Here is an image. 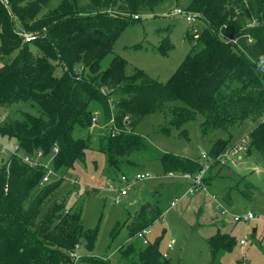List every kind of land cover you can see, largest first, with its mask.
Listing matches in <instances>:
<instances>
[{
    "label": "trees",
    "instance_id": "1",
    "mask_svg": "<svg viewBox=\"0 0 264 264\" xmlns=\"http://www.w3.org/2000/svg\"><path fill=\"white\" fill-rule=\"evenodd\" d=\"M7 1L5 7L0 0V61L14 52L15 56L0 66V109L29 102L36 112L0 125V136L13 139L19 154L40 152L55 171L68 174L90 150L88 130L95 116L96 151L105 157L109 181L140 172L151 161L159 163V173L153 174L157 177L197 173L200 156L159 151L136 133L144 116L160 113L167 136L176 131L180 136L196 115L203 117V136L222 131L230 137L244 121L257 120L248 139L264 158V74L259 71L264 56V0H190L186 10L199 13L207 25L192 35L193 48L165 84L137 68L128 73V62L117 55L105 69L101 64L123 29L140 20L133 16L152 13L163 0H88L85 5L60 0L53 8L55 0ZM13 18L24 32L44 30V34L24 43ZM252 20L258 24L246 29ZM232 34L239 38V47L227 42ZM246 35L252 43H247ZM57 61L63 66L60 76L53 64ZM78 63L88 72L77 74ZM228 143L229 139H217L208 155L225 151ZM5 165L0 168V264H73L71 254L81 240L89 253L76 264H172L160 250L161 237L149 238L143 245L135 235L151 228L188 183L154 180L168 183L153 188L152 201L124 223L128 242L112 257H96L92 252L98 229L85 230L80 213L69 211L68 197L62 194L65 182L40 185L45 169L29 167L19 155L8 156ZM253 187L246 181L235 185L247 198ZM222 200L231 206L229 194ZM207 241L208 264H217L235 244L230 235L219 232Z\"/></svg>",
    "mask_w": 264,
    "mask_h": 264
},
{
    "label": "rangeland",
    "instance_id": "2",
    "mask_svg": "<svg viewBox=\"0 0 264 264\" xmlns=\"http://www.w3.org/2000/svg\"><path fill=\"white\" fill-rule=\"evenodd\" d=\"M87 1L79 0V4L85 5ZM189 1L163 0L152 13H139L140 20L128 24L112 45V53L107 55L101 63L102 69H105L112 57L117 55L128 62V73H131L133 68H137L150 78L165 84L193 48L194 40L191 30L196 28L200 32V29L207 25L202 23L201 19L190 24L183 17L171 15L176 9L186 10ZM236 1L245 3L247 0ZM59 2L60 0H55L52 8L58 6ZM13 20L18 34L28 33L21 29L15 18ZM254 21L256 20L247 21L246 24ZM256 22L258 24V21ZM34 34L39 38L44 34V30L42 33ZM14 56L15 52L1 57L0 66L3 63H10ZM53 64L56 67L57 76H60L63 69L61 62L57 61ZM83 70L85 69L79 63L74 66L77 74L81 75ZM259 71L264 74V62L259 64ZM86 72L88 71L85 70ZM175 104L183 105L179 101ZM25 112L36 115L29 102L0 109V125L13 118L20 119L21 114ZM97 112V110L94 112L95 115L98 114ZM203 121L201 115H196L192 121L184 125L185 132L182 131L180 136V131L170 136L162 132L164 120L160 113L144 116L136 127V133L159 151L188 158L196 157L195 159L207 153L217 139H229L228 148L239 145L243 141L247 142L246 151L241 153L233 163L211 165L206 192L199 195L198 193L183 194L177 197L179 201L165 214V222H155L151 227V238L161 237L162 252L166 251L167 242L174 240L172 250L168 251V258L172 264H208L210 247L207 236L213 235L215 228L220 227L233 238L235 244L230 251L219 257L217 264H264V158L251 147L248 139L258 121L251 119L244 121L230 137L222 131H214L203 136L200 130ZM92 124L88 130L90 150L86 152L85 160L76 161L68 173L86 183L87 187L79 190L65 182L62 194L68 197L66 206L69 211L80 213L85 230L98 229L92 255L107 257L128 242L129 230L124 223L133 218L141 205L152 201L151 192L156 181L145 180L136 183L128 188L127 196L121 199L119 205L114 204L113 193L101 189L105 188L110 181L107 178L105 157L96 151V136L99 128L95 123ZM15 144L13 139L9 140L0 136V168L6 164L8 158L5 153H2L3 148L10 149ZM159 170V163L151 161L145 163L140 172L155 174L159 173ZM242 181L254 186L250 198L244 197L235 188V185ZM94 185L101 188L94 189ZM239 187L241 188L242 184ZM226 194H229L231 198V206L226 205L222 200ZM194 197L196 198L193 202ZM199 202L206 214L200 208L193 210L192 205L200 204ZM219 204L226 209V212L218 207ZM247 213H251L256 220L237 223L232 221V215ZM254 229L255 232H253ZM240 240H245L242 249L239 245ZM81 241L76 252L83 256L89 251L85 249V242Z\"/></svg>",
    "mask_w": 264,
    "mask_h": 264
},
{
    "label": "built area",
    "instance_id": "3",
    "mask_svg": "<svg viewBox=\"0 0 264 264\" xmlns=\"http://www.w3.org/2000/svg\"><path fill=\"white\" fill-rule=\"evenodd\" d=\"M1 2L4 4L5 7H8V1L7 0H1ZM172 16H179L183 17L186 22L192 24L196 21H199L202 19V16L199 13H193L189 12L184 9H176L171 13ZM140 15H134V19H139ZM257 24L256 21L252 23L246 24L245 28H252ZM192 34L197 36L196 33H198V30L196 28L192 29ZM23 38L24 43H30L35 40V34L34 33H21L19 34ZM247 43H252V37L249 35H246ZM238 37L235 34H232L229 39H227L228 43H231L237 47H239L238 43ZM97 118L94 116L92 119L93 123H95ZM247 149V142L243 141L241 144H237L235 146H231L230 148H227L225 151L219 153L218 155L212 157L209 156L208 153H203L199 157V165L200 170L195 174L190 173H173L170 172L164 176L157 177L153 174H148L144 172H134L127 175H120L118 177L117 182H108L105 188H101L98 186H94L96 189H104L111 193H113V201L114 204L119 205L121 202V199L127 196V190L128 188L134 186L136 183L145 181V180H156V179H163V180H179L188 183V187L184 192V195L187 194H196L198 192H206L208 190V186L205 183V177L208 173V171L211 168V165L214 163L225 164V163H233L235 159H237L241 153H244ZM2 153L7 154L8 156H16L19 155L22 159V162L28 165L31 168L35 167H43L45 169V174L40 182V185L51 183L55 180L62 179L64 182H66L69 185H72L74 187L79 188V190H84L87 185L86 183L81 182L79 179L70 176L69 174L57 172L53 169L51 163L49 161L45 162L43 160V156L40 152H37L36 155H26V154H19V147L14 146L10 149H4L3 148ZM57 151L56 149L54 150ZM93 179V177H91ZM179 199H174L170 202L168 207L164 210V212L160 215L157 222L164 223L165 222V214L176 206ZM219 208H222L224 212H226V209L223 208L221 204L218 205ZM232 221L234 223L240 222V221H251L256 220V218L251 214L247 213L245 215H232ZM151 234V228H145L139 232L136 233L135 238L139 239L143 245L148 244V239ZM174 240H170L166 244V251L163 252V257L168 258V251L172 250L174 245ZM239 245L241 248L245 245V240H240ZM78 247H75V251L72 252L71 257L73 258L74 262L73 264H76L78 259L80 258V255L76 252Z\"/></svg>",
    "mask_w": 264,
    "mask_h": 264
},
{
    "label": "crops",
    "instance_id": "4",
    "mask_svg": "<svg viewBox=\"0 0 264 264\" xmlns=\"http://www.w3.org/2000/svg\"><path fill=\"white\" fill-rule=\"evenodd\" d=\"M178 183H182L183 181H177ZM165 183H168V182H166V181H162V182H156V185L154 186V188L155 187H157V186H160V185H163V184H165ZM203 192H198V195L199 194H202ZM194 195V194H193ZM195 198L196 197H194V200H192L193 202L195 201ZM193 199V198H192ZM196 203H198V202H196ZM200 203V202H199ZM192 207H193V210H196V209H198V208H200L201 210H203L202 208H201V203L200 204H197V205H192ZM204 211V210H203ZM204 214H206V212L204 211ZM220 230V231H219ZM255 230V229H254ZM217 231V232H216ZM256 231V230H255ZM214 233L216 232V233H221V234H228L226 231H224L223 230V228H221L220 229V227H218V228H215V230L213 231ZM213 233V235H211V236H207V239H209L210 237H212V236H214L215 234ZM151 234H152V230H151ZM151 234H150V239L152 240V239H154V238H156V237H154V238H151ZM229 235V234H228ZM241 248V247H240ZM242 249V248H241ZM164 252V251H163Z\"/></svg>",
    "mask_w": 264,
    "mask_h": 264
},
{
    "label": "clouds",
    "instance_id": "5",
    "mask_svg": "<svg viewBox=\"0 0 264 264\" xmlns=\"http://www.w3.org/2000/svg\"><path fill=\"white\" fill-rule=\"evenodd\" d=\"M260 61L264 62V56L260 57Z\"/></svg>",
    "mask_w": 264,
    "mask_h": 264
},
{
    "label": "water",
    "instance_id": "6",
    "mask_svg": "<svg viewBox=\"0 0 264 264\" xmlns=\"http://www.w3.org/2000/svg\"><path fill=\"white\" fill-rule=\"evenodd\" d=\"M253 232H255V230H253Z\"/></svg>",
    "mask_w": 264,
    "mask_h": 264
}]
</instances>
